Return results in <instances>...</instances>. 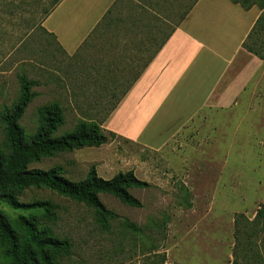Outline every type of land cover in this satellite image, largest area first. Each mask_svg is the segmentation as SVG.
<instances>
[{"label": "rangeland", "instance_id": "rangeland-1", "mask_svg": "<svg viewBox=\"0 0 264 264\" xmlns=\"http://www.w3.org/2000/svg\"><path fill=\"white\" fill-rule=\"evenodd\" d=\"M56 1L0 0V117L18 100L19 77L26 75L37 83L33 88L37 96L20 121L28 134L37 130L38 109L43 105L58 102L64 109L65 125L56 136L71 132L87 110L104 115L105 108L112 106L122 87L108 81L111 75L103 64L105 34L123 29L121 25L136 17L139 5L152 4L159 15L160 35L155 34L160 45L171 31V27L164 30L167 12L175 13L178 25L188 10V0L186 6H180V0L170 5L123 0L116 13L120 19L69 58L42 27ZM252 41L263 52L264 32ZM244 56L248 55L237 58L207 106L161 149L107 134L109 141L100 148L65 152L30 166L45 171L62 167L73 182L85 179L93 166L106 180L133 171L151 184L148 189L131 190L141 208L99 195L105 207L118 215L109 229L82 204L45 189L26 190L21 202L43 200L58 206L59 219L50 226L72 244L71 255L62 264H264V231H259L262 225L251 223L264 204V62L257 67ZM121 74L125 72H116L117 77ZM233 84L239 91L233 92L231 102L223 101ZM0 145L4 147L1 121ZM1 210L13 216L21 213L5 203H0ZM238 215L245 216L246 232L237 233ZM253 230L259 232L253 235ZM0 264H4L1 257Z\"/></svg>", "mask_w": 264, "mask_h": 264}, {"label": "crops", "instance_id": "crops-1", "mask_svg": "<svg viewBox=\"0 0 264 264\" xmlns=\"http://www.w3.org/2000/svg\"><path fill=\"white\" fill-rule=\"evenodd\" d=\"M118 1L63 0L42 27L67 57L74 58ZM185 1L180 0V6H186ZM158 2L170 5L174 0ZM144 7L152 16L143 24L136 16L134 26L129 20L121 25L123 29L105 34L103 64L111 75L108 81L131 88L102 128L159 150L207 106L241 54L246 53L244 57L257 67L264 62L243 49L262 11L257 6L246 11L231 0H196L194 4L188 0L178 25L175 13L167 12L164 30L171 27V31L160 48L155 34L160 17L152 4ZM118 70L125 74L117 77ZM235 85L226 90L223 101L233 100V92L239 91Z\"/></svg>", "mask_w": 264, "mask_h": 264}, {"label": "trees", "instance_id": "trees-1", "mask_svg": "<svg viewBox=\"0 0 264 264\" xmlns=\"http://www.w3.org/2000/svg\"><path fill=\"white\" fill-rule=\"evenodd\" d=\"M62 1L57 0L54 3L45 19ZM231 1L246 11L254 6L264 11V0ZM122 2L123 0H119L109 9L93 32V36L120 19V15L116 13H119ZM138 8L140 11L136 16H139V22L143 24V20L152 14L142 5ZM135 18L130 19L133 26L136 22ZM260 32H264L263 14L244 42L243 49L264 61V48H261L263 52H260L252 41L254 35ZM19 83L18 100L10 108H5L0 117L4 126V147L0 145V203H5L21 213L13 216L6 211H0V257L4 264H62V261L71 255L72 244L67 238L58 237L50 226L59 219L58 206L43 200L23 203L19 198L26 190L45 189L82 204L94 212L96 220L103 228L109 229L110 223L117 220L118 215L105 207L99 195H111L128 207L141 208L142 203L131 194V190L148 189L151 184L137 178L133 171L119 173L112 179L106 180L98 176L93 166L85 179L73 182L65 177L66 172L62 167L45 171L31 169L30 166L44 158H53L65 152L100 148L108 143L107 134L111 138L117 137L112 132H105L102 126L131 87L122 89L112 106L105 108L104 115L96 113V116L87 110L84 119L71 132L56 136L57 131L65 125L64 109L58 102L39 107V126L33 134L26 133L20 125L27 108L37 96L33 91L37 83L26 75L19 77ZM183 203L191 205L186 199ZM244 217L238 215L235 218L237 233L247 231L243 225ZM251 223L262 225L259 231H264V204ZM126 225L136 229L129 223ZM257 232L253 230L252 234L255 235L254 233Z\"/></svg>", "mask_w": 264, "mask_h": 264}]
</instances>
